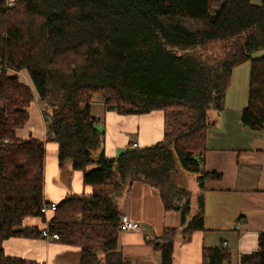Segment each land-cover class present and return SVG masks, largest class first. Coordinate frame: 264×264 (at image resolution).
Returning <instances> with one entry per match:
<instances>
[{
	"label": "trees",
	"instance_id": "1",
	"mask_svg": "<svg viewBox=\"0 0 264 264\" xmlns=\"http://www.w3.org/2000/svg\"><path fill=\"white\" fill-rule=\"evenodd\" d=\"M0 0V264H35L5 253L14 238H43L24 228L44 217L46 144L58 163L83 173L91 196L73 195L57 205L49 232L81 249L80 264H126L118 251L122 216L118 201L137 183L156 190L166 212L180 213V228H166L151 242L162 264H173L175 240L204 231L206 184L221 174L205 169L209 112L223 110L234 69L248 61V103L243 126L264 129V0ZM50 120L46 140L21 139L35 101ZM122 115L161 111L163 139L105 155L92 102ZM99 153L98 158L93 155ZM94 167L91 168V166ZM197 174L200 192L177 184V171ZM107 188V192H103ZM259 249L241 264H264ZM99 253L102 254L99 255ZM225 245L203 249L202 264L231 259Z\"/></svg>",
	"mask_w": 264,
	"mask_h": 264
},
{
	"label": "crops",
	"instance_id": "2",
	"mask_svg": "<svg viewBox=\"0 0 264 264\" xmlns=\"http://www.w3.org/2000/svg\"><path fill=\"white\" fill-rule=\"evenodd\" d=\"M247 87L249 84L236 88L234 81L227 91L223 110L209 112L211 125L207 131L204 165L207 171L220 173L222 177L206 184L205 230L194 232L189 239L181 233L177 235L173 264H202L205 247L223 245L232 255L224 264H241L242 255L259 249L258 237L264 232V129L253 131L243 126L242 112L248 103ZM35 101L39 102L36 96ZM92 114L98 119L97 130L104 133L103 150L109 158L117 157L132 144L142 148L163 139L165 116L161 111L122 115L106 110L102 98L96 95ZM19 131L21 139L46 140V128L41 137H35L29 130V135L24 133L23 138ZM178 172L184 176L181 169ZM188 189L195 191L196 197L200 192L198 182ZM94 191L95 188L84 184L82 172L73 170L70 164L59 166L57 145L47 143L45 202L58 205L66 197L91 196ZM118 207L122 215L141 226L136 231L119 233L118 251L123 261L126 264H162V253L151 242L158 239L166 228L179 229L180 213L166 212L158 192L145 183L135 184L118 201ZM45 216V219L27 217L23 227L43 230L53 220L55 212L49 210ZM4 250L10 257L35 264H80L81 259L79 247L42 238L10 239L4 243Z\"/></svg>",
	"mask_w": 264,
	"mask_h": 264
},
{
	"label": "rangeland",
	"instance_id": "3",
	"mask_svg": "<svg viewBox=\"0 0 264 264\" xmlns=\"http://www.w3.org/2000/svg\"><path fill=\"white\" fill-rule=\"evenodd\" d=\"M253 4L256 5H261L262 4V0H251ZM264 55V50H260L254 53V57H260ZM249 74H250V67H249V62L246 61L244 63H242L241 65H239L238 67H236L234 69L233 72V76H232V83L235 81L236 83V88H241L243 86H246L247 84H249ZM20 77V79H22L25 83L29 84L32 86V84L30 83V80L28 77H26L25 73H21L20 75H18ZM231 87V86H230ZM249 88V87H247ZM33 92L34 95L36 96V91L33 88ZM248 91V89H247ZM98 97H102L100 94L98 95ZM96 108V106H95ZM29 113H30V119L29 122L26 124V126L23 128V130L19 131L20 134L19 136H23V138H25L24 133H26V135H29V130H31L35 137H41L43 135V130L49 125V116L47 114V112L50 111V109H48V107L46 106V104L44 102H36L34 101L31 105V107L28 109ZM99 153H95L93 155L94 159L98 158ZM70 164V163H67ZM71 165V164H70ZM94 167V165L91 166V168ZM181 169V168H180ZM181 172L183 173L181 176L180 172L177 173V184L180 187H185V188H189L190 186H192V184H194L195 186L197 185V174H194L192 172H187L181 169ZM104 193L107 192V188H103L102 189ZM193 192V204H192V215L191 217L195 214L196 211V193L195 191Z\"/></svg>",
	"mask_w": 264,
	"mask_h": 264
},
{
	"label": "built area",
	"instance_id": "4",
	"mask_svg": "<svg viewBox=\"0 0 264 264\" xmlns=\"http://www.w3.org/2000/svg\"><path fill=\"white\" fill-rule=\"evenodd\" d=\"M10 6L13 5V1H10ZM130 148H138V145L136 144H132V146ZM57 209V204L52 203V204H46L44 205L43 209H42V213L44 214V217H42L43 219H45V215L47 213V211H53L56 212ZM141 229V226L139 223L132 221L128 216L126 215H122L120 218V224H119V230L120 232H127V231H136ZM42 231V236L44 238V240H47L49 242H56L59 240V236L57 234H51L49 232V224L48 227L41 230Z\"/></svg>",
	"mask_w": 264,
	"mask_h": 264
}]
</instances>
